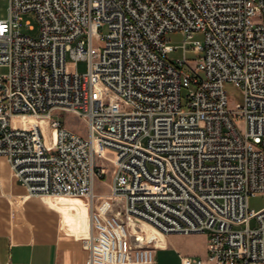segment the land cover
<instances>
[{
    "label": "built area",
    "instance_id": "obj_1",
    "mask_svg": "<svg viewBox=\"0 0 264 264\" xmlns=\"http://www.w3.org/2000/svg\"><path fill=\"white\" fill-rule=\"evenodd\" d=\"M0 69V156L28 195L86 201L85 264H154L159 236L203 232L182 264H264L247 205L264 194V0H7Z\"/></svg>",
    "mask_w": 264,
    "mask_h": 264
},
{
    "label": "crops",
    "instance_id": "obj_2",
    "mask_svg": "<svg viewBox=\"0 0 264 264\" xmlns=\"http://www.w3.org/2000/svg\"><path fill=\"white\" fill-rule=\"evenodd\" d=\"M86 201L75 196L28 195L0 156V264H85ZM163 237L154 264H182L186 256Z\"/></svg>",
    "mask_w": 264,
    "mask_h": 264
},
{
    "label": "rangeland",
    "instance_id": "obj_3",
    "mask_svg": "<svg viewBox=\"0 0 264 264\" xmlns=\"http://www.w3.org/2000/svg\"><path fill=\"white\" fill-rule=\"evenodd\" d=\"M6 5L7 0H0V18H4L6 16ZM21 25L18 28V31L21 34L29 35L35 37L38 31V23L36 18L31 13L21 14ZM31 27L32 29H29ZM198 38V36H195ZM166 39L168 40L167 44L171 45H181L183 36L179 33H168L166 35ZM189 46L187 45V48ZM191 52L187 51V55H190ZM174 55H179V53H174ZM87 69L86 60H78L75 66H68V70L76 71L78 73H83ZM3 70L0 69V73ZM224 90L226 92L228 102L230 105L239 104L242 101V93L239 88H237L233 83L226 82L224 83ZM187 94L186 89L181 90V99L184 101L185 96ZM53 119L59 120L61 123H64L65 126L80 135H85V130L83 128V122L80 118L75 115L64 113V112H55L52 115ZM11 125L13 127H21V122L16 120H11ZM94 192L97 194H102L106 196L109 192L108 186V175L101 179H96L94 183ZM248 209L252 211H257L264 207V194H257L255 196L249 197L247 201ZM256 223L254 219L250 221V227H255ZM173 239L178 245L181 247L180 253L186 256V260L192 259H201L203 260L206 255V233H192L189 235H182L178 233H172Z\"/></svg>",
    "mask_w": 264,
    "mask_h": 264
},
{
    "label": "bare ground",
    "instance_id": "obj_4",
    "mask_svg": "<svg viewBox=\"0 0 264 264\" xmlns=\"http://www.w3.org/2000/svg\"><path fill=\"white\" fill-rule=\"evenodd\" d=\"M48 196L67 197V196H61V195H46V197H48ZM89 231H90V220L88 221V225L83 230V236H86L89 233ZM162 241H163V237L159 236V240L157 242V245H159Z\"/></svg>",
    "mask_w": 264,
    "mask_h": 264
}]
</instances>
